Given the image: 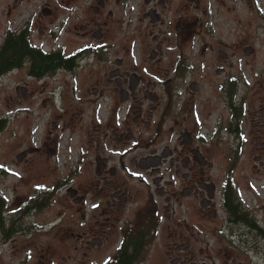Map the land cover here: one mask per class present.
Wrapping results in <instances>:
<instances>
[{
    "label": "flooded vegetation",
    "instance_id": "flooded-vegetation-1",
    "mask_svg": "<svg viewBox=\"0 0 264 264\" xmlns=\"http://www.w3.org/2000/svg\"><path fill=\"white\" fill-rule=\"evenodd\" d=\"M245 1L246 18L220 1L215 21L203 0H45L10 27L60 59L37 73L30 57L8 74L24 99L43 95L55 111L47 122L69 141L56 144L46 128L32 152L69 159L46 224L18 228L2 203L10 264H255L251 254L264 251V0Z\"/></svg>",
    "mask_w": 264,
    "mask_h": 264
},
{
    "label": "rangeland",
    "instance_id": "rangeland-1",
    "mask_svg": "<svg viewBox=\"0 0 264 264\" xmlns=\"http://www.w3.org/2000/svg\"><path fill=\"white\" fill-rule=\"evenodd\" d=\"M45 0H21L14 8V0H0V43L7 29L10 27L19 28L21 21L33 16L39 4ZM54 1V0H47ZM222 1L225 8H234L235 16L243 20L248 16L250 9L245 0H203V7L212 14L215 21V13L220 7ZM35 41H48L46 37L38 35L36 32ZM14 80L10 75H5L0 79V118H6V127L0 131V197L5 200L6 209H15L17 226L28 225L30 223L46 224L55 214V201L64 196V191L56 189L53 186L57 175L61 170H67L69 159L59 155L54 157L48 155L45 151L40 153H29L26 160L18 161L17 155L30 147L40 145L44 138L46 128L54 131L55 142L61 145H67L66 133L60 128H55L47 122V118L54 120V110L41 105V93H35L29 98L24 99V93H18L14 90ZM18 101V102H17ZM41 146V145H40ZM45 174L42 177H36V174ZM46 179L48 184L42 186L40 180ZM48 188H51L48 191ZM48 191L46 196L44 194ZM44 198L51 199L52 207L39 210L34 208L35 202ZM8 200V201H7ZM27 206H31L28 208ZM27 212H24V211ZM31 228L27 229L30 230ZM36 235L39 241L43 242L49 239L52 234ZM260 252L252 253L251 263L264 264L263 248ZM12 254L6 246L0 248V263L10 264ZM14 256V255H13ZM24 254H15L14 260L18 262Z\"/></svg>",
    "mask_w": 264,
    "mask_h": 264
},
{
    "label": "trees",
    "instance_id": "trees-1",
    "mask_svg": "<svg viewBox=\"0 0 264 264\" xmlns=\"http://www.w3.org/2000/svg\"><path fill=\"white\" fill-rule=\"evenodd\" d=\"M7 29L0 43V77L7 73L10 68L19 65L23 60L34 59L35 72L40 73L43 69L59 64L60 59L55 54H44L39 49H36L25 34L19 33L12 35ZM7 119L0 118V131L6 127ZM5 204L3 197H0V209ZM18 225V221L16 222ZM20 226H18L19 228Z\"/></svg>",
    "mask_w": 264,
    "mask_h": 264
},
{
    "label": "water",
    "instance_id": "water-1",
    "mask_svg": "<svg viewBox=\"0 0 264 264\" xmlns=\"http://www.w3.org/2000/svg\"><path fill=\"white\" fill-rule=\"evenodd\" d=\"M34 151V148H29L28 150H24L21 153L17 155V160L22 161L25 156H27L29 153H32Z\"/></svg>",
    "mask_w": 264,
    "mask_h": 264
}]
</instances>
